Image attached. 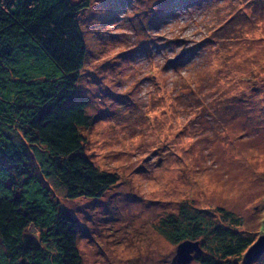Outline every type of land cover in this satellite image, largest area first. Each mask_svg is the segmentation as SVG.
<instances>
[{
  "label": "rangeland",
  "instance_id": "374dc122",
  "mask_svg": "<svg viewBox=\"0 0 264 264\" xmlns=\"http://www.w3.org/2000/svg\"><path fill=\"white\" fill-rule=\"evenodd\" d=\"M91 3L79 19L88 53L78 88L95 118L86 155L119 181L76 201L48 181L79 221L82 263L172 264L171 221L183 222V210L255 243L264 234V0ZM205 229L198 257L217 259Z\"/></svg>",
  "mask_w": 264,
  "mask_h": 264
},
{
  "label": "trees",
  "instance_id": "16d2710c",
  "mask_svg": "<svg viewBox=\"0 0 264 264\" xmlns=\"http://www.w3.org/2000/svg\"><path fill=\"white\" fill-rule=\"evenodd\" d=\"M91 6V0H0V246L6 251L1 256L0 249V264H83L79 221L52 199L48 181L69 201L99 199L118 184L86 155L83 131L95 118L78 88L88 53L79 19ZM182 212L183 222L172 217L171 240L199 241L213 228L219 242L217 259L195 255L201 264H233L228 258L254 244Z\"/></svg>",
  "mask_w": 264,
  "mask_h": 264
},
{
  "label": "water",
  "instance_id": "95a60500",
  "mask_svg": "<svg viewBox=\"0 0 264 264\" xmlns=\"http://www.w3.org/2000/svg\"><path fill=\"white\" fill-rule=\"evenodd\" d=\"M202 253L203 250L199 241L186 240L178 245L172 264H190L196 254ZM263 254L264 234L248 249L244 256L243 264H252L254 261L259 260Z\"/></svg>",
  "mask_w": 264,
  "mask_h": 264
}]
</instances>
